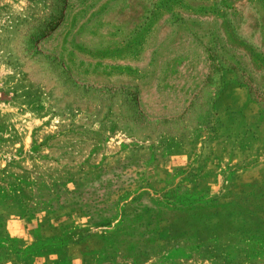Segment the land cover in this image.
I'll return each mask as SVG.
<instances>
[{"label": "rangeland", "instance_id": "rangeland-1", "mask_svg": "<svg viewBox=\"0 0 264 264\" xmlns=\"http://www.w3.org/2000/svg\"><path fill=\"white\" fill-rule=\"evenodd\" d=\"M0 264H264V0H0Z\"/></svg>", "mask_w": 264, "mask_h": 264}]
</instances>
